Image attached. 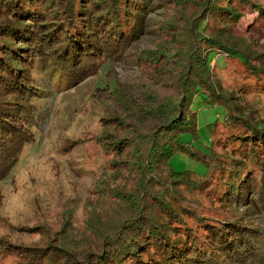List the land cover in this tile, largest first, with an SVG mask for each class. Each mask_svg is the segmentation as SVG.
Segmentation results:
<instances>
[{
    "label": "trees",
    "instance_id": "16d2710c",
    "mask_svg": "<svg viewBox=\"0 0 264 264\" xmlns=\"http://www.w3.org/2000/svg\"><path fill=\"white\" fill-rule=\"evenodd\" d=\"M140 3L0 0V181L34 140L32 100L48 92L43 76L74 87L97 70L104 55L128 49ZM217 24L255 31L264 24V1L205 0L183 26L181 47L164 56L163 64L153 58L171 74L176 94L146 96L137 124L98 136L111 163L127 164V185L115 189L117 223L99 230L94 246L80 257L74 248L46 240L0 242L2 258L14 256L21 264H246L264 258V218L251 223L239 213L253 203L264 211V124L240 102L257 87L264 90V62L216 31ZM212 50L240 67L233 90L223 91L211 78ZM199 90L205 104L223 107L222 118L207 124L210 144L204 151L180 138L196 133L191 105ZM111 112L101 119L122 121L117 107ZM178 151L204 163V175L175 171L169 159Z\"/></svg>",
    "mask_w": 264,
    "mask_h": 264
},
{
    "label": "rangeland",
    "instance_id": "374dc122",
    "mask_svg": "<svg viewBox=\"0 0 264 264\" xmlns=\"http://www.w3.org/2000/svg\"><path fill=\"white\" fill-rule=\"evenodd\" d=\"M140 1L141 10L130 23L135 35L128 49L110 57L104 55L97 70L74 87L55 85V76H43L41 82L48 92L32 100L35 108L30 128L34 140L23 146L16 164L0 181V242L37 244L50 240L74 248L80 257L94 246L99 230L108 231L117 223L115 189L127 185L122 171L127 164L111 163L98 136L114 127L123 130L137 124L136 114L146 96L176 94L171 74L155 64L164 60L163 64L164 56L181 47L183 26L205 0ZM214 29L229 34L264 62V24L255 31L238 26L226 30L218 24ZM210 56L216 61V66L211 65L213 81L223 91L233 90L240 77L237 62L230 63L215 50ZM153 58L158 59L156 63ZM204 97L206 94L199 90L191 105L197 123L195 135H180L182 141L203 151L210 144L207 124L223 116V107L205 104ZM240 102L247 110H256L254 115L264 124L262 88L242 95ZM116 107L122 121L101 119ZM169 164L175 171L190 170L196 176H203L207 169L180 151L171 156ZM241 212L247 222L264 218L259 203L242 205ZM0 264L21 263L14 256H0ZM246 264H264V258Z\"/></svg>",
    "mask_w": 264,
    "mask_h": 264
}]
</instances>
